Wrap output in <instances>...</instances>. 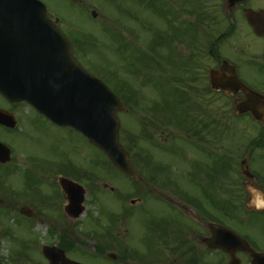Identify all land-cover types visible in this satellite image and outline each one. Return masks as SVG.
Wrapping results in <instances>:
<instances>
[{"label": "flooded vegetation", "instance_id": "1", "mask_svg": "<svg viewBox=\"0 0 264 264\" xmlns=\"http://www.w3.org/2000/svg\"><path fill=\"white\" fill-rule=\"evenodd\" d=\"M201 1L211 5L212 11L207 13L211 21L205 30L197 27L194 31V44L188 47L190 60L172 77L185 86L180 109L183 125L178 174L145 172L143 166L152 165L157 159L142 157L143 149L135 135L132 149L139 173L126 176L130 183L120 186L125 193L111 189L120 203L114 211H106L103 202L106 176L100 172L90 174L93 167L89 162L74 161L69 136L72 130L53 124L29 103L11 102L0 94V143L10 150L9 161L0 162V251L2 244L16 242L25 228L35 232L41 245L40 249L37 247L39 255L0 252V264H49L50 259L61 258L89 264H98L101 259H107L109 264H129L134 256L127 249L134 247L132 243L136 246L138 236L133 227L126 231L128 238L123 237L122 225L128 221L132 229L141 212L153 203L163 205V219L162 246L146 255L151 260L196 256L201 251L199 247L207 249L212 223L235 230L249 242L264 243V125L252 133L245 126L222 121L233 113L251 116L245 110L246 95L236 90L234 71L247 84L240 74L241 66L264 65V36L255 31L247 17L250 10L264 11V0ZM194 14V22L200 23V14ZM81 58L86 57L81 54ZM255 90L264 94V88ZM218 93L225 99L220 111ZM59 129L66 130L68 137L59 135ZM98 166L103 168V161ZM92 202L101 205L99 213H114L113 242L120 252L115 256L97 250L92 254L84 252L89 251L90 240L96 243V221L101 222L90 211ZM165 204L183 215L182 227L171 224L170 219V226L165 227ZM80 222L86 225L85 229L78 226ZM249 223L254 226L250 231L255 238L233 227L247 228ZM39 226L48 230L45 245L60 248L64 255L49 257L43 253L45 245L36 231ZM179 234L188 243L187 250L165 245V239L174 243ZM121 247H126L123 253Z\"/></svg>", "mask_w": 264, "mask_h": 264}, {"label": "rangeland", "instance_id": "2", "mask_svg": "<svg viewBox=\"0 0 264 264\" xmlns=\"http://www.w3.org/2000/svg\"><path fill=\"white\" fill-rule=\"evenodd\" d=\"M45 4L47 5L49 11L53 14L55 17H59L63 21H61V29L62 31L74 41L76 38H86V40L89 42L87 46V54L89 57H86V62L82 59L80 61L91 71H100V68H103V71L105 73V69H111L113 71H116L117 73H121L122 75L125 74V70H121L122 64L128 61L129 53L133 52L134 54H138L140 51L146 52V53H152L153 51L150 49L149 46H151L152 40H156L157 42L154 44L157 46V52L156 54L157 59L161 60V66L163 68L155 69L146 71L142 69V72L137 75H132L131 73L127 75L128 81L126 84L121 85L117 84L116 80L112 77L110 73L111 80H109V86L114 89L115 84H117L119 87H122L123 89H127V86L131 89H134L137 91V93L140 94L139 100L140 102H146L150 103L149 101H159L162 98V95L167 96L168 98H171L173 95V90L176 89V85L173 81L170 80V77L172 75L171 69L175 70V67H178L177 60L179 59L180 55L186 56L189 52L187 49L186 44H179L178 40L171 41V37L169 36L172 31L182 24V20L184 19H190V16H187L185 14L186 9L190 8V11L192 9H195L196 11L193 12V14L190 12V15L195 16L194 13H198L199 7L198 6H189L187 5L186 0H87L83 1V6L73 4L69 0H43ZM191 2L197 3L196 0H189ZM201 1V0H199ZM150 7H148L147 4H150ZM206 9V10H205ZM95 10L97 11V17L92 18L91 12ZM210 12L212 11L211 5L202 3V11ZM179 11V14H178ZM182 14V16L180 15ZM174 15H178L177 18L173 19L172 17ZM184 15V16H183ZM184 18V19H183ZM102 19H104V24L108 25L111 29V31H104L102 30V24H100V21L102 22ZM173 19V20H171ZM194 20V18H193ZM211 21V20H210ZM207 21V22H210ZM209 24V23H208ZM84 33H92V35L95 37L96 40H89V37L86 36ZM117 34H120L124 37V39L118 38L116 36ZM165 36V48L163 46L158 47L159 41H164ZM123 41L128 43L129 48L127 49L125 53L126 60L123 61L121 58V54H119L117 50L118 42ZM131 43V44H130ZM129 51V52H128ZM89 52V53H88ZM91 56V57H90ZM231 56V55H230ZM171 57V59H175L174 65L171 61H169V64H166V58ZM93 61H90V60ZM166 66V67H165ZM171 67V68H169ZM102 72V73H104ZM145 73V74H144ZM153 74L156 77L158 75L164 76L165 78V90L162 88V86H159L155 84L154 82H150L148 84H144L146 80L150 77L149 74ZM240 74L241 76L246 80V82L254 87L255 89L261 90L264 88V68L262 65H258L256 67H251L250 65H243L240 68ZM149 76V77H148ZM103 77V76H102ZM131 85H129V84ZM121 88V89H122ZM138 90H136V89ZM148 97V99H147ZM166 97V98H167ZM146 98V100H145ZM167 98V99H168ZM149 100V101H148ZM218 100V110H222L223 105H225L224 100L222 99L220 94L217 95ZM170 104L177 105V101H171L168 99ZM141 104V103H140ZM182 105V104H181ZM230 109V108H229ZM141 110L137 107L136 114L131 115L130 113L120 114L118 113V116L121 121V136L123 135V138L127 136L128 130L138 128V130L141 129V123L143 121ZM219 117L222 118V115L219 114ZM223 124H229V125H235V126H245L248 128L250 132H256L258 131L259 123L250 117H236L230 114L228 118H223ZM58 134H63L65 137H68V134L66 133V130H57ZM162 130H159L156 133V137L161 144L165 145V142L170 145H175L173 149L169 150H163L161 148L157 147H150L148 142L141 140V144H143V147L146 149H150L153 153V157H156L157 163L165 162V164H168L166 169L164 170V173L166 176H173L178 174V166H179V160L181 158L180 150H179V144H180V131L173 127V126H167L165 129V133L162 134ZM69 136L71 137L73 146H74V155L73 159L74 161H78L80 163L87 162L94 163L93 161L96 160H102L106 161L104 167H93L96 171L100 172V174H103L106 177V180L103 182L105 185H107V188H101V191L104 190L105 199L103 200L105 206L108 208V211H114L116 208L120 206V203L116 202V197L113 195H116L114 192L111 191L110 188H114L116 192L123 190L120 188L121 185H127L130 183V180L128 177L120 173L119 171L113 169L104 155L100 153L94 146L88 144L84 138L76 133L75 131H71L69 133ZM164 148V146H162ZM78 148V150H77ZM94 165V164H93ZM92 165V166H93ZM164 165V164H163ZM93 172V171H92ZM96 173V172H93ZM126 189V188H124ZM127 190V189H126ZM102 194V195H104ZM90 211L92 214L96 217H100L101 214L105 215V213L100 212L99 213V207L97 205H93V202L90 204ZM136 210V208H135ZM98 211V212H97ZM101 211V210H100ZM108 214V213H107ZM109 215H113V213H109ZM163 219V205L160 203H153L151 207L141 212L140 218L137 220L136 224H132L131 226L128 224V221L125 225H122V232L123 237L128 238V233L126 231H132L133 227L136 228V234L138 236L137 244L135 246V243H132V245L137 248L141 253H144L146 247L143 246L145 243H141L142 239H146L149 235L147 225L148 224H156L161 222ZM165 219L172 220L171 224H184L185 218L183 215L179 212H176L174 209H172L170 206H167L165 204ZM84 222V221H83ZM96 222H99L98 220ZM81 224H78V226L81 228V226L85 229L86 225L84 223L80 222ZM108 224V221L105 219V216L102 219V227L106 226ZM234 228L238 229L240 232L249 233L252 235V238H255V235L250 231L253 226V224L249 223L247 225V228L243 227H237L236 225H233ZM249 227V228H248ZM100 230V229H99ZM19 231V229L17 230ZM36 231L40 233L41 239L43 244L45 245L47 242V227L45 226H39ZM80 231V230H79ZM19 239H17L16 242H12V244L6 242L1 247V252L3 253H9V254H16L19 253V241H22L24 250L22 252L24 253H31V254H40L38 252V248L40 249L41 245H39V241H36L35 232L32 230H26L23 229V233L20 235L18 234ZM90 248L93 249L94 242L93 240H90ZM128 241V240H127ZM107 242V241H106ZM39 245V246H38ZM255 249H260L261 251H264V243H256ZM129 247H131L129 245ZM201 251H199L198 255V262H193L192 264H199L202 263V261L207 262V264H217L218 261L221 258L220 253H210L204 247H199ZM110 252H114L116 254L120 253L117 249H108ZM257 250V251H260ZM238 257L241 259V264H251V260L249 257L241 253L238 255ZM177 258V259H176ZM174 258V256H171L170 258L165 257V263L169 264H187L186 259H178V257ZM149 262V260H146ZM142 261H138L137 259L132 261L130 264H141ZM209 262V263H208ZM98 264H109L107 259H101L98 261ZM189 264V263H188Z\"/></svg>", "mask_w": 264, "mask_h": 264}, {"label": "water", "instance_id": "3", "mask_svg": "<svg viewBox=\"0 0 264 264\" xmlns=\"http://www.w3.org/2000/svg\"><path fill=\"white\" fill-rule=\"evenodd\" d=\"M93 15L96 16V12ZM247 17L256 32L264 35V27L260 26L264 12L250 10ZM2 21L9 22L6 36L12 42L0 51V92L11 100H28L54 123L81 132L102 149L116 167L133 174L129 154L119 142L117 111L124 107L101 79L77 62L70 41L58 27V19L52 20L46 5L39 0H0ZM13 46L21 49H10ZM16 60L29 64L14 65ZM15 76L23 81L12 83ZM29 78L31 82L27 81ZM234 84L248 99L245 110L264 123V96L245 86L237 76H234ZM7 158L0 155L2 162ZM210 228L213 235L206 243L212 249L228 253L230 261L227 264H241L237 257L241 251L250 252L252 264H264V253L255 252L237 233L218 224ZM55 250L46 247L45 253ZM51 261L52 264L61 262ZM64 262L79 264L66 259Z\"/></svg>", "mask_w": 264, "mask_h": 264}, {"label": "trees", "instance_id": "4", "mask_svg": "<svg viewBox=\"0 0 264 264\" xmlns=\"http://www.w3.org/2000/svg\"><path fill=\"white\" fill-rule=\"evenodd\" d=\"M194 10L195 9H192L191 12H194ZM175 18H177L176 15L173 16V19H175ZM203 18L204 17H202V20H201V25L202 26H203V24L205 22V19H203ZM173 19H171V20H173ZM190 25H191V22H185L184 21L180 27L174 29V35L171 36V39L170 40H175V39L176 40H179V41L184 40L185 37L183 35L186 34V32L189 29ZM156 42L157 41L154 40L151 43V49L153 51H156L155 50V46L156 45H154ZM164 42H165V39H164V41H161L160 40L158 44L164 45ZM136 59L141 63V64H138V66L136 67L137 72L142 71V69H150L151 70L152 68H154V69H159L160 67L163 68V66H161V60L157 59L155 55H149V54H146V53L140 51L137 54ZM157 84H160V82H157ZM118 93L122 96L121 91H119ZM124 103L129 108L128 103L127 102H124ZM163 105L164 106H156V108H158L160 110H164L165 109V99H164V104ZM169 107H170L169 109L172 110V108H173L172 104H170ZM173 117H175V118H173ZM178 120H179V118L177 116H175V113H173V116H172L171 120L169 121V123L172 124V125L173 124H176V123L180 125V121L178 122ZM125 140H127L130 143V141H129L130 138L129 137H126ZM129 143H126V147L130 151V145H129ZM201 264H204V263H201Z\"/></svg>", "mask_w": 264, "mask_h": 264}]
</instances>
